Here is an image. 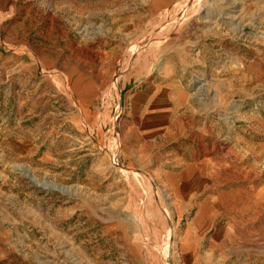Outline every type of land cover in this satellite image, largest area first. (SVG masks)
Here are the masks:
<instances>
[{"label": "rangeland", "instance_id": "1", "mask_svg": "<svg viewBox=\"0 0 264 264\" xmlns=\"http://www.w3.org/2000/svg\"><path fill=\"white\" fill-rule=\"evenodd\" d=\"M191 146L243 192L233 257L188 253ZM0 264H264V0H0Z\"/></svg>", "mask_w": 264, "mask_h": 264}, {"label": "crops", "instance_id": "2", "mask_svg": "<svg viewBox=\"0 0 264 264\" xmlns=\"http://www.w3.org/2000/svg\"><path fill=\"white\" fill-rule=\"evenodd\" d=\"M179 1L151 0L152 13L160 14ZM148 85L143 86L139 82L133 85L130 90H133V95L138 94L143 98L145 94H147L146 96L152 94L153 88ZM149 102L147 105L142 102L136 103L135 106L131 107L132 110L141 112L140 122L145 125L148 134L155 133L157 128H170L173 124L176 125L175 119L172 117V109L175 105L168 103L169 107L167 105L164 108H159V110L156 102ZM185 122L187 121L185 120ZM184 127L187 128L188 124L185 123ZM165 133L169 134L170 129ZM133 142L137 143L136 141ZM129 149L132 151L131 157L134 155L135 150ZM189 152L190 154H188ZM196 153L197 150L194 146H191V148L187 147L177 157V163L181 161L182 164L180 166L175 165L174 167H177L175 170L165 172L166 175L173 174V177L175 175L174 181L177 183L175 184L176 186H172L171 190L185 192L183 199L177 201V206L187 208V210H184L183 215L185 213L191 214L194 211L193 216L189 218L187 223L188 232L186 235L190 241L188 253L190 257L194 258L199 253V249L203 247L204 253H208V255L225 254L233 257L237 253V251L235 253L234 241L231 242L233 224L229 221H224L223 208L233 209L243 192L238 194V190L235 189H220L216 173H213L212 168L208 172L209 170L204 167L203 161L197 162L199 160H196ZM190 158H192L191 162L186 161V159ZM208 191L210 192L208 193ZM248 249L252 250L251 247H248ZM193 262H196V260L194 259Z\"/></svg>", "mask_w": 264, "mask_h": 264}]
</instances>
